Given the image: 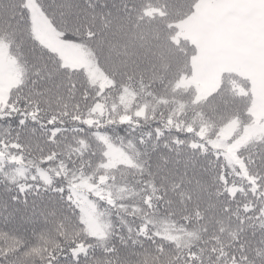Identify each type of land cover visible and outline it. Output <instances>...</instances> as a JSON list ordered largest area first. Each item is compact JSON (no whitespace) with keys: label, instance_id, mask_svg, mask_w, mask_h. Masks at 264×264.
Instances as JSON below:
<instances>
[{"label":"trees","instance_id":"obj_1","mask_svg":"<svg viewBox=\"0 0 264 264\" xmlns=\"http://www.w3.org/2000/svg\"><path fill=\"white\" fill-rule=\"evenodd\" d=\"M34 2L106 82L39 42L24 0H0V40L19 71L0 102V264H264V131L236 148L238 171L205 146L229 119L249 120L245 90L230 86L240 77L221 72L204 95L179 83L195 49L175 24L196 0ZM102 136L128 162L105 165ZM81 181L102 235L68 198Z\"/></svg>","mask_w":264,"mask_h":264},{"label":"rangeland","instance_id":"obj_2","mask_svg":"<svg viewBox=\"0 0 264 264\" xmlns=\"http://www.w3.org/2000/svg\"><path fill=\"white\" fill-rule=\"evenodd\" d=\"M31 18V33L39 42L52 50L68 67L81 68L97 86L106 82V77L95 66L82 45L74 40L62 39L47 23L34 0H24ZM174 37H184L194 45L192 73L179 83H193L198 95L211 91L217 84L221 72L233 71L247 78L250 95L251 121L234 136L239 129L237 119L226 121L208 143L228 161L240 163L235 148L251 137L262 134L264 129V0H197L193 9L176 22ZM19 79L14 58L0 40V102L8 89ZM120 102H128L126 95ZM143 104L134 108L140 113ZM250 120V119H249ZM105 165H112L130 158L117 145L108 141L103 144ZM20 167L18 168V171ZM43 170V169H42ZM35 172L40 180L47 182L44 171ZM17 171V167H16ZM9 174L10 171H8ZM32 176L34 174L30 173ZM68 198L80 212L86 231L102 235L103 221L98 217L95 200L90 196L91 185L86 181L70 183ZM161 226H166L164 222Z\"/></svg>","mask_w":264,"mask_h":264},{"label":"snow or ice","instance_id":"obj_3","mask_svg":"<svg viewBox=\"0 0 264 264\" xmlns=\"http://www.w3.org/2000/svg\"><path fill=\"white\" fill-rule=\"evenodd\" d=\"M10 26V25H9Z\"/></svg>","mask_w":264,"mask_h":264}]
</instances>
